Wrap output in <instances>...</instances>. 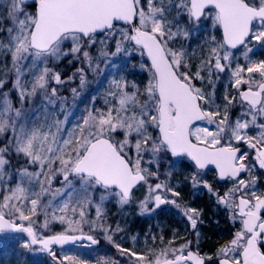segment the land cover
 Wrapping results in <instances>:
<instances>
[{
    "label": "snow or ice",
    "instance_id": "snow-or-ice-1",
    "mask_svg": "<svg viewBox=\"0 0 264 264\" xmlns=\"http://www.w3.org/2000/svg\"><path fill=\"white\" fill-rule=\"evenodd\" d=\"M27 8L34 11H26ZM174 10L177 19L181 14H186L193 24H197L201 17L211 15L213 24L222 29V41L216 42L215 37L211 38L214 46L195 71L184 48L171 46L177 36H188V32L180 28L172 30V21L168 16ZM9 19L13 26L0 28V31L7 33V42L0 40V51L11 55L18 74L15 87L20 89L21 103L26 96L36 95L38 89L47 91L50 72L47 64L50 60L68 56L79 59L82 56L87 67L95 72L88 49L97 42V33L121 37L116 41L113 56L121 51L130 54L123 47L124 44L129 49L138 50L142 56L146 54L151 61V77L142 93L135 84L132 85L135 91H126L128 85L123 77L114 78L108 95L115 104L106 111H88L72 129L63 132L65 121L40 127H30L27 123L17 125L16 120L22 115L21 109L14 108L7 93H3L0 99V134L10 128L15 138L5 147H0V180L5 175L9 181L13 179L5 170L9 164L5 153L11 147L32 163L38 162L41 169L47 165L51 175L59 173L72 192L84 195L79 212L83 218L84 208L91 203L86 198L89 190H116L114 195L119 198V203L126 204L132 189L140 182L147 183L148 172L142 167L144 152L153 156L160 152L171 153L174 157L186 156L198 169L215 165L221 179L236 181L224 196L217 194V199L233 210V221L239 219L241 224V230L235 233V237L217 250V264H264V195H257L256 191L250 189V185L252 188L255 186L254 177L248 181L240 178L242 172L250 173L254 165L245 164L248 153L234 146V142H242L255 150L254 158L264 169V122H257L258 118L264 120V60H252L249 57L252 49L246 46L249 37L264 43V0H11ZM254 21L260 25L255 31ZM121 22L127 28L118 27ZM100 43L103 45L105 42ZM240 45H245L242 55L246 64L242 66L237 63L233 68V59L239 58L233 57L231 49ZM101 55L107 56L108 53L101 51ZM21 62H28L24 66L30 65L29 70L37 67L38 62L45 65L31 82L30 91L19 79L21 73L17 66ZM226 68L231 71L237 89L241 85L247 86L246 90L239 92L248 108L241 117L250 115L251 120L238 118L228 124L226 114L218 120L221 113L219 106H215L213 95L206 96L204 89L194 83L204 81L205 76L201 73L205 70L208 82L212 83L213 73L218 76ZM78 71L83 86L84 69ZM245 73L247 79L244 78ZM51 79L57 84L61 83L59 73H53ZM0 87H3L2 81ZM76 91L72 89L74 94ZM138 93L145 97L143 102ZM51 95H56L55 88L51 89ZM225 99H228L227 96ZM214 106L215 110H212ZM200 121L215 125V129L198 125ZM53 127L56 129L54 132ZM250 127L258 130L256 135L248 134ZM150 128L158 135L153 137L149 133ZM118 131L123 137L119 140L113 135ZM53 165L58 167L53 170ZM41 175L50 183L49 174L24 169L19 173L20 179L15 187L8 188V194L0 201V233H26L30 239L23 243L24 248L39 245L41 251L53 257H56V253L52 245L74 244L85 239L96 244L91 235H84L80 227L73 228V221L65 220L64 216H60L59 220L67 223L68 231L47 237L37 235L32 226V217L37 214L40 196L48 191L44 183L39 182ZM26 180L29 184L33 180L39 182L40 192H32V198L29 197V189L24 186ZM73 180L79 183V189L73 185ZM193 181L196 182L195 177ZM205 186L211 191L210 186ZM148 190L154 209L163 204L180 207L176 200H170L166 195H151L161 191L171 192L174 197L180 195L165 182L156 183L154 187L149 185ZM59 192L58 189L53 195ZM72 192H69V198ZM237 193L240 195L237 196ZM105 198L100 197L101 201ZM22 201L29 202L31 207L25 210ZM148 202L149 198L146 197L141 204L144 211L148 210ZM67 209L68 203L65 202L59 211L65 212ZM72 211L75 213L76 209ZM183 211L195 228L197 210L187 208ZM96 214L97 217L101 215L99 205L96 206ZM53 219H56L54 213ZM23 221L28 222L27 225ZM47 225L48 220L45 219L44 227ZM69 231L80 234H68ZM108 239L112 241L111 236ZM115 247L130 260L135 257L134 264H205V258L188 249L187 244L179 248L164 247L151 254V258L147 254L138 255L135 251L121 248L119 244H115ZM65 262L83 264L71 254L58 258V264ZM103 264L114 262L105 260Z\"/></svg>",
    "mask_w": 264,
    "mask_h": 264
},
{
    "label": "rangeland",
    "instance_id": "rangeland-1",
    "mask_svg": "<svg viewBox=\"0 0 264 264\" xmlns=\"http://www.w3.org/2000/svg\"><path fill=\"white\" fill-rule=\"evenodd\" d=\"M10 6L11 0H0V28L7 29L13 26L9 19ZM26 11L31 12L34 9L27 8ZM168 19L172 21L173 31L180 28L188 32L187 37L183 35L177 36L171 42V46L176 49L184 48L189 56L192 70L195 71L196 67L200 65L201 60L208 56L209 49L214 46L211 38L215 37L216 42L221 41L217 26L214 24H210L209 26L204 22L193 24L189 21L186 14H181L177 19L175 10L169 14ZM118 27L127 28L123 26ZM259 28L260 25L256 22L253 30L255 31ZM0 40L5 43L7 42L6 32L0 31ZM118 40H121L119 35L107 37L105 33L96 36L97 42L88 49L92 57L93 67L96 68L95 72L87 67L82 56L79 59L68 56L56 61L50 60L47 64V67L50 69L47 91L38 89L36 95L26 96L22 103L19 96L20 89L15 87L18 74L16 68L13 67L11 55H5L3 51H0V81L3 82V87H0V99H2L3 93H7L13 107L21 109L22 115L20 118H17V125L27 123L30 127H40L54 125L55 121H65L62 132L70 130L81 121L83 116L87 115L88 111L95 112L97 109L106 111L108 107L115 104L114 99L108 95V92L111 90V81L114 78L120 79L123 77L128 85L125 89L126 91H135L132 88V85L135 84L140 89V93H142L144 86L151 77L150 65L145 55L142 56L136 49H129L127 44H124L123 47L130 54L126 55L125 51H121L115 56L111 55L115 52L116 41ZM100 41H104L105 43L101 45ZM247 47L252 49V52L249 53V57L252 60H264V43L250 39ZM101 51L107 52L108 55L102 56ZM243 52L238 55L232 52L234 58H239L238 60L233 59V68H235L237 63L242 66L246 64L242 55ZM27 63L21 62L17 67L20 68L21 74L19 79L21 84L30 91L31 82L36 75L40 74L45 65L38 62L37 67L29 70L30 65L28 67L24 66ZM81 68L84 69L85 75L83 86L80 84V72L78 71ZM53 73H59L61 83L57 84L51 79ZM63 74L70 79V85L62 81ZM201 75L205 76L204 81L197 80L194 83L204 89L206 96L208 94L213 95L215 106H219L221 113L219 118L226 114L228 124H232L238 118L251 120L249 116L241 117V113L243 112L235 118L231 115L230 110L234 111L238 108L233 98L239 89L234 86V78L231 76L229 69L226 68L218 76L216 73H213L211 77L212 83L208 82L209 78L206 70ZM245 76L246 73L244 74V78ZM62 86L68 89L64 90ZM52 88L56 89L55 96L51 95ZM72 89L77 90L76 94L72 92ZM138 95L141 102H143L145 97L139 93ZM225 96L228 99H225ZM231 100L232 102H229ZM105 101H108V103H105ZM215 106L212 110H215ZM237 111L240 112V110ZM257 122H261L260 119ZM201 126L208 127L210 130L215 129V125L202 124ZM55 130V127H53L52 131L54 132ZM247 131L250 132V128ZM155 132V130L149 129V133L153 137H155ZM113 135L117 140L123 138L119 131ZM14 138L11 129H6L0 134V147H5ZM236 145L234 142V146ZM125 151H128V149H125ZM254 155L253 151L252 154L248 153V164L254 165V167L251 168L250 173L245 172L241 178L248 181L254 177L255 186L252 188L250 185V189L256 191L257 195H263L264 177H262L256 166ZM5 158L9 161V164L5 166V170L13 176V179L9 181L7 175H5L0 180V201H2L4 195L8 194V188H14L15 184L19 182V173L24 169H27L28 172L49 174L50 183L45 180L44 175H41L39 178V182H43L44 187L48 191L40 196L37 214L32 217L34 222L32 226L37 235L47 237L68 231L67 223H62L59 220L60 216H64L65 220L70 219L73 221V228L80 227L84 235L95 237L99 241V245H78L61 248L54 251L56 257H53L39 248H24L22 246L23 243L29 240L26 233L0 234V264H58V258L65 254L76 256L83 264H103L105 260L114 262V264H134L135 257L130 260L127 255H122L115 247V244H119L121 248L135 251L138 255L147 254L149 258H151V254L158 252L164 247L179 248L181 245L187 244L188 249L199 253L201 257L205 258L206 264H217V250L225 244L219 243L220 240L215 241L213 252H209V249L207 251V245H203L206 241L204 240L203 231L208 226V222L204 219L205 209L198 207L199 204L202 205L201 202H197L199 199H202V196L210 198L211 202L215 200L217 209L213 207L211 211L217 210L220 215L224 214L226 216L227 227L232 226L233 222H238L240 226L239 230H241L239 219L235 221L232 219L233 210L219 203L217 199V194L224 196L234 187L236 181H230L225 185L221 184L219 187H216L214 172L195 173L184 166L181 159H169L167 152H160L155 156L148 152L143 153L142 167L148 172L147 183H143L126 204L119 203V198L114 195V191L99 188L89 190L86 198L90 199L91 203L84 208L85 215L83 218L80 217L79 212L81 201L85 199V196L72 192V189L66 186L67 182L63 180L62 175L59 173L51 175L47 165L41 169L38 162L32 163L28 157H25L22 153H16L11 147L5 153ZM57 167L58 165L52 166L53 170ZM193 177H195V183ZM69 179L72 180V177L69 176ZM39 182L33 180L29 184L27 180L25 181L24 186L29 189L28 194L30 198H32V192H40ZM159 182H165L168 187L175 192H179L180 195L174 197L171 192L167 191L153 192L151 195H166L168 199L176 200L177 204L180 205L179 208L173 204H163L159 208L154 209L148 186L152 185L154 187ZM73 185L77 189L80 187L79 183L75 180H73ZM205 185L210 186L211 191ZM58 189L60 192L53 195ZM69 192H72L71 198H69ZM239 195L240 193H237V196ZM101 196L106 198L101 201ZM146 197L149 198L147 204L148 210L144 211L141 204ZM65 202L68 203V209L65 212H60L59 208L63 207ZM21 203L25 210L31 207L29 202L22 201ZM49 204L50 206H48ZM97 205L101 208V215L99 217L96 214ZM73 208L76 209L75 213L72 211ZM187 208L197 210L198 218L195 228L192 227L191 222L184 215L183 210ZM45 213H47V216ZM53 213L56 219H53ZM45 219L48 220L46 228L44 227ZM22 223L27 225L28 222L23 221ZM68 234L79 235L80 233L69 231ZM108 236L112 237V241H109ZM170 241L171 244H169ZM19 250L27 253V256L22 257ZM208 257H211V259H207Z\"/></svg>",
    "mask_w": 264,
    "mask_h": 264
},
{
    "label": "trees",
    "instance_id": "trees-1",
    "mask_svg": "<svg viewBox=\"0 0 264 264\" xmlns=\"http://www.w3.org/2000/svg\"><path fill=\"white\" fill-rule=\"evenodd\" d=\"M69 80L70 79H68L67 76L63 74L62 81L69 83L70 82ZM69 85H70V83H69ZM62 87H64V90L68 89L65 86H62ZM157 135H158V132H155V136H157ZM9 158H10V156H9ZM12 163H13V161H12ZM215 180H216L215 186L219 187V181L216 179V177H215ZM186 190H187V188H186ZM197 202L202 203V205L199 204L198 207H202L205 209L204 219L208 222V226L205 227V229L203 231L204 240H206L203 245L204 246L207 245L206 246L207 251L210 250L209 252H213V250H214L213 247H215L214 244L216 243L215 241L220 240L219 243H222V244H226V243L230 242L235 237V231L239 230L240 226L238 225V222H233L232 226L227 227L226 226V220H225L226 216H224V214L220 215L217 210L211 211V208H213V207H215V209H217V203L215 202V200H213L211 202L210 198L202 196V199H199V201H197ZM206 212H207V214H206ZM90 246H93V245H90ZM19 251H20L22 257L27 256V253H25L24 251H22V250H19Z\"/></svg>",
    "mask_w": 264,
    "mask_h": 264
},
{
    "label": "flooded vegetation",
    "instance_id": "flooded-vegetation-1",
    "mask_svg": "<svg viewBox=\"0 0 264 264\" xmlns=\"http://www.w3.org/2000/svg\"><path fill=\"white\" fill-rule=\"evenodd\" d=\"M208 11V10H207ZM206 11V12H207ZM205 23V24H208L209 26H210V24H213L212 23V16L211 15H208V16H206V17H202L201 19H200V21L197 23V24H201V23ZM217 28H218V31H219V36H220V40L222 41V39H223V32H222V29H220L219 28V26H217ZM246 46H248V42L246 43ZM245 47V46H244ZM244 47H242V48H238V49H231V51L233 52V53H235L236 55H238V54H241V52L242 51H244ZM226 70V69H225ZM245 78H247V74H246V76H245ZM198 87H200V86H198ZM246 87L247 86H242V87H240V89H239V91L236 93V96L233 98L234 99V103L237 105V107L238 108H236L234 111H231L230 110V112H231V115L232 116H234V118L236 117V116H238L241 112H247L248 111V108H247V103L246 102H243L242 100H241V97H240V95H239V92L240 91H243V90H246ZM231 102H232V100H231ZM237 110H240V112L239 111H237ZM229 112V113H230ZM242 114V113H241ZM249 117H251L250 115H248ZM218 119H220L219 117H218ZM258 119H260V121L261 122H264V120H262L261 118H258ZM198 125H202V124H207L206 122H198L197 123ZM208 125V124H207ZM257 131L258 130H256V129H254V128H251L250 127V132H248V134H250V135H256L257 134ZM245 144L244 143H240V144H237L236 146L237 147H241V146H244ZM243 152H247V153H251L252 154V151H250V150H245V151H243ZM250 155V154H249ZM167 156H168V158L170 159H174V160H180L181 159V161H183V165L184 166H186V167H188L190 170H192V171H194L195 173H199V174H203V173H205V172H214V176L217 178V180L219 181V185H221V184H223V185H225L227 182H230V180H226V181H220L219 179H218V177H217V174H216V172L214 171V170H210V169H208V170H206V171H202V172H200L199 170H197V168L189 161V160H187L186 158H184V157H178V158H174V157H172L169 153H167ZM248 162H249V159H248V157H247V159L245 160V164H248ZM249 165V164H248ZM191 167V168H190ZM260 174H262V177H264V173H262L261 171H260ZM264 187V186H263ZM264 195V194H263ZM194 252V251H193ZM195 253H197V252H195ZM198 255H199V253H197ZM205 264H206V260H205Z\"/></svg>",
    "mask_w": 264,
    "mask_h": 264
},
{
    "label": "water",
    "instance_id": "water-1",
    "mask_svg": "<svg viewBox=\"0 0 264 264\" xmlns=\"http://www.w3.org/2000/svg\"><path fill=\"white\" fill-rule=\"evenodd\" d=\"M37 2H38V0H37ZM206 11H207V9H206ZM202 18V17H201ZM255 22V21H254ZM253 22V23H254ZM118 26H125V27H127V25H125V24H123V22H121ZM100 34H104V33H97L96 35H100ZM250 38V37H249ZM243 45H240V46H238L237 48H240V47H242ZM236 48V49H237ZM146 55V54H145ZM146 57H147V55H146ZM147 60H148V62H149V64L151 65V61H150V59L147 57ZM201 122V121H200ZM198 123V122H197ZM240 148V150H241V152H243L245 149H248V150H251V151H253L254 153H255V150H252V149H250V148H248V146L245 144L244 146H242V147H239ZM171 154V153H170ZM174 157V156H173ZM178 157H185L186 159H188L190 162H192L191 160H190V158H188V157H186V156H178ZM254 157H255V155H254ZM255 159V158H254ZM255 162H256V165H257V167H258V169L260 170V171H262L263 173H264V169H261L260 167H259V162L258 161H256L255 160ZM193 164H194V162H192ZM195 165V164H194ZM198 169V168H197ZM208 169H213V170H215L216 172H217V175H218V178L219 179H221L220 178V176H219V170L215 167V165H208L207 166V168H205V169H198L199 171H205V170H208ZM242 174V173H241ZM241 174H240V177H241ZM221 180H227V178H224V179H221ZM233 180V179H232ZM141 183H143V182H140L139 184H137L133 189H132V191H131V194H132V192L134 191V189H136ZM131 194H130V197H131ZM3 233H16V232H12V231H5V232H3ZM87 236V235H86ZM94 239V238H93ZM91 244V241H88V240H78V241H76L74 244H65V245H63V246H61V245H52L51 247H52V249L53 248H57V249H59V248H62V247H66V246H70V245H77V244ZM97 244H99V242H97Z\"/></svg>",
    "mask_w": 264,
    "mask_h": 264
}]
</instances>
